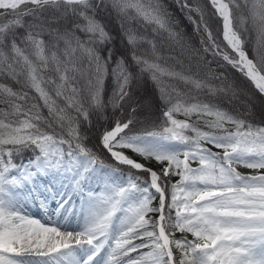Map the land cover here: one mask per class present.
I'll list each match as a JSON object with an SVG mask.
<instances>
[{
    "label": "snow or ice",
    "instance_id": "1",
    "mask_svg": "<svg viewBox=\"0 0 264 264\" xmlns=\"http://www.w3.org/2000/svg\"><path fill=\"white\" fill-rule=\"evenodd\" d=\"M0 264H264V0H0Z\"/></svg>",
    "mask_w": 264,
    "mask_h": 264
},
{
    "label": "rangeland",
    "instance_id": "2",
    "mask_svg": "<svg viewBox=\"0 0 264 264\" xmlns=\"http://www.w3.org/2000/svg\"><path fill=\"white\" fill-rule=\"evenodd\" d=\"M221 27V26H220ZM212 29H213V34L216 35V29H217V25L216 24H212ZM180 31L185 32V39L189 42H195L196 45H199V41L201 40V36L199 33H197L195 31V26L192 25L189 21H187L186 19L183 20V22L180 24ZM221 31V30H220ZM253 39H254V43H255V33L253 32L252 35ZM219 39L222 40V35H220ZM213 67H215V65H213ZM228 75L230 76V74L228 73ZM229 83H234V81L230 80ZM154 88V84L151 80H149L148 82V93L151 94ZM139 93L141 95H144V86H143V82H141V86L138 89ZM236 91V95L233 96L232 93H229L228 96L231 98L230 101L232 100V103H229L228 101H226V98H223V103H220L219 100H215L212 101L213 103L217 104L218 107H220L223 110H226L225 108H223L221 105H226V107L229 110V113L231 114H238L241 111L244 110H250L251 105L248 103V101L254 100V98L252 97L251 93L247 91V89L243 88V87H239L235 89ZM228 98V97H227ZM228 103V104H226ZM112 110L109 109V112H111ZM177 119H185V117L183 115H177L176 116ZM192 119H195V117H193Z\"/></svg>",
    "mask_w": 264,
    "mask_h": 264
},
{
    "label": "bare ground",
    "instance_id": "3",
    "mask_svg": "<svg viewBox=\"0 0 264 264\" xmlns=\"http://www.w3.org/2000/svg\"><path fill=\"white\" fill-rule=\"evenodd\" d=\"M221 29H222V24H221ZM221 35H222V30H221ZM29 215L35 214L36 216L40 217L41 219L44 218L42 212L33 205H29L28 208L26 209Z\"/></svg>",
    "mask_w": 264,
    "mask_h": 264
},
{
    "label": "trees",
    "instance_id": "4",
    "mask_svg": "<svg viewBox=\"0 0 264 264\" xmlns=\"http://www.w3.org/2000/svg\"><path fill=\"white\" fill-rule=\"evenodd\" d=\"M118 23V22H117ZM252 43L253 44H255L254 43V39H253V37H252ZM230 74V76H231V73H229ZM230 97L228 96V98L226 97V101H228L229 103H232L233 101L231 100L230 101ZM214 101V100H213ZM226 104H228V103H226ZM223 108H225V109H227V111H229L228 110V108L226 107V105H221ZM43 112H44V114L45 115H47V110L46 109H43ZM239 114H243V115H251V108H250V110H244V111H241V112H239ZM235 115V114H234Z\"/></svg>",
    "mask_w": 264,
    "mask_h": 264
}]
</instances>
